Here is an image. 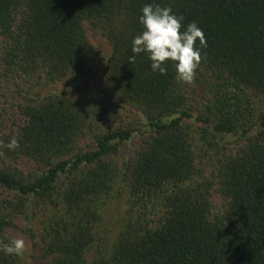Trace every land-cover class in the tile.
<instances>
[{"label": "trees", "instance_id": "trees-1", "mask_svg": "<svg viewBox=\"0 0 264 264\" xmlns=\"http://www.w3.org/2000/svg\"><path fill=\"white\" fill-rule=\"evenodd\" d=\"M146 4L202 29L192 83L129 63ZM13 136L0 241L42 264H264V0H0Z\"/></svg>", "mask_w": 264, "mask_h": 264}, {"label": "clouds", "instance_id": "clouds-1", "mask_svg": "<svg viewBox=\"0 0 264 264\" xmlns=\"http://www.w3.org/2000/svg\"><path fill=\"white\" fill-rule=\"evenodd\" d=\"M183 19V16L175 15L170 6L144 5L139 17L143 31L132 41V52L135 55L129 57V63H135L136 55L147 53L153 72L166 75L167 69L164 65L172 62L175 65L176 78L183 83H192L202 62L201 49L207 47V42L196 22L188 24L181 31L184 27ZM197 40L200 47L196 46ZM0 147L15 150L19 148V141L13 136L6 145L0 141ZM25 249L26 243L22 238H13L8 243L0 241V251L6 255L22 256Z\"/></svg>", "mask_w": 264, "mask_h": 264}, {"label": "rangeland", "instance_id": "rangeland-1", "mask_svg": "<svg viewBox=\"0 0 264 264\" xmlns=\"http://www.w3.org/2000/svg\"><path fill=\"white\" fill-rule=\"evenodd\" d=\"M26 241V239H24ZM26 250H25V253H26V257H25V260L23 261L22 264H42L41 263V259L39 258V254L36 253V257L33 258L32 257V252L35 253L34 251L31 250V248L29 246H26Z\"/></svg>", "mask_w": 264, "mask_h": 264}]
</instances>
